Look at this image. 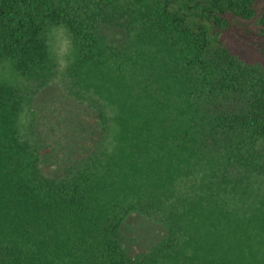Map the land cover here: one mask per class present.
Masks as SVG:
<instances>
[{
  "label": "trees",
  "instance_id": "16d2710c",
  "mask_svg": "<svg viewBox=\"0 0 264 264\" xmlns=\"http://www.w3.org/2000/svg\"><path fill=\"white\" fill-rule=\"evenodd\" d=\"M245 23L264 53V0H0V264H229L239 235L207 212L264 206V68L222 41ZM133 212L168 229L135 258Z\"/></svg>",
  "mask_w": 264,
  "mask_h": 264
},
{
  "label": "rangeland",
  "instance_id": "374dc122",
  "mask_svg": "<svg viewBox=\"0 0 264 264\" xmlns=\"http://www.w3.org/2000/svg\"><path fill=\"white\" fill-rule=\"evenodd\" d=\"M247 27L251 28L256 33L257 29L256 27L254 28L253 23H245L241 27H237V29L234 28L225 33L222 37V41L232 53L251 64L259 63L264 68V53L258 52V49L254 50L250 48L253 42H257V37L249 34L248 31H246ZM52 35L53 38L51 42L54 60L57 61L61 69H65L68 66L72 53L70 36L65 29H58L53 32ZM107 35L110 39L118 36L121 38L124 37L123 34L115 30L107 31ZM239 37H241L240 40ZM166 102L167 101L164 103ZM129 106L131 111L124 114L125 118L128 120L130 117L134 118L137 114V110H133L134 98L130 100ZM165 108H167V106H165ZM165 108L159 113L166 115ZM150 117H154V115ZM169 162H171V164H167L169 169L174 171L173 168L175 165L172 164L173 161ZM147 169V176L150 179L153 178L156 182L163 181L170 176L166 167L157 169L153 162L149 164ZM231 202H235L236 209H229L227 206H223L220 211H216V209L214 210L212 208V211L207 212V219L210 227L213 226L216 220H220L221 222L223 219L231 220V227L234 228L233 236L239 235L238 239L240 240L228 246L229 264H256V261H263L264 226L261 222L264 219V206L261 198L256 196L254 191H250L244 196L237 198L233 197ZM248 219H252L254 222L249 223ZM167 237L168 229L163 222L141 212L131 213L124 220L120 229V239L124 252L131 258H135L153 249Z\"/></svg>",
  "mask_w": 264,
  "mask_h": 264
}]
</instances>
